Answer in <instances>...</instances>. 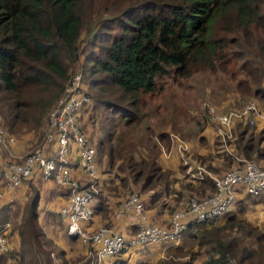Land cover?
Returning a JSON list of instances; mask_svg holds the SVG:
<instances>
[{
    "label": "trees",
    "instance_id": "16d2710c",
    "mask_svg": "<svg viewBox=\"0 0 264 264\" xmlns=\"http://www.w3.org/2000/svg\"><path fill=\"white\" fill-rule=\"evenodd\" d=\"M82 37L84 47L80 43ZM77 64L83 80L89 79L92 91L90 93L84 83L90 103L81 110L78 121L81 131L96 148L98 174H102L98 154L107 155L110 168L121 172L129 168L132 182L139 185L140 190L154 191L150 204L153 199L154 203L159 200L165 205L163 194H170L176 177L173 178L174 171L160 163L161 150L155 139L157 136L159 143L168 140L169 133L163 130L157 133L148 123L149 114L155 111L149 107L148 114L145 112L146 97L152 101L163 92L164 78H188L203 71L209 83L213 81L211 98L216 103L220 100L217 96H223L222 100H230V103L241 104L249 99L264 103V0H0V123L8 132L19 134L24 127L41 126L63 96L72 68ZM167 102L174 121L176 104L172 97ZM98 112L102 113V119L97 148L91 139L92 132L88 131V116L93 114L98 118ZM208 123L199 119L194 126L184 127L179 132H186L192 140L205 142ZM254 125L250 127L246 118L235 121L236 152L245 159L264 160V121ZM125 127L139 128L140 137L131 135L127 142L123 133ZM73 139L71 137L69 145V164L75 170L80 169L77 178L89 185L91 179L80 168ZM218 143L222 144L220 139ZM56 146L57 141L50 144L48 155L55 152ZM208 152L204 154L200 148L196 151L198 159L204 157L202 160L208 168L214 159L223 164L224 171L234 162V157L226 154L222 146L212 154L214 158ZM223 152L227 156L221 155ZM235 164H231V169L242 165L243 161ZM209 179L198 186L186 182L182 187L203 199L214 191V181ZM45 181L38 171L22 180V185L31 192L25 203L14 200L1 203V223L12 222L9 235L12 249L0 254V264H8L10 260L19 264H53L52 252L68 264V251L42 230L51 223L55 228L57 219H63L67 234L69 224L60 209L57 213L46 212V215L52 213L54 223L42 221L44 211L40 209L42 195L38 183ZM101 182L104 184V179ZM55 185L63 190L67 202L69 190ZM103 192L100 186L93 202L95 214L83 224L85 230L98 218L102 226L114 222V214L123 199L122 190ZM263 195L238 191L225 216L231 213L237 201L245 199L247 206L249 202L255 203V199H263ZM234 225L251 239L248 246L236 244L234 237L226 239L229 235L226 229ZM127 228L131 235L125 237L129 240L135 231L129 225ZM13 229L20 238L18 251H13ZM183 236L184 245L192 249L187 252L191 260L185 264H194L197 259L198 252L193 250L196 245L208 248L205 264H233L234 260L239 264H264V227H252L236 217L227 218L218 228L205 223L190 224L181 239ZM169 243L140 244L131 247L126 254L122 252L107 258L103 264H130V253ZM46 246L50 247L49 252L44 251ZM83 246L87 251L97 250L92 244ZM84 256L86 254L80 258Z\"/></svg>",
    "mask_w": 264,
    "mask_h": 264
},
{
    "label": "built area",
    "instance_id": "2783aa9c",
    "mask_svg": "<svg viewBox=\"0 0 264 264\" xmlns=\"http://www.w3.org/2000/svg\"><path fill=\"white\" fill-rule=\"evenodd\" d=\"M89 103L90 98L84 92L82 75L70 76L63 96L50 113V130L45 142L32 152L14 154L12 149L17 140L0 124V200L6 193L20 187L24 178H29L38 171L44 180H52L55 184L67 188L70 196L60 209L62 216L69 222L67 236L71 240L75 238L83 244H92L97 248L91 264H103L107 258L122 252L128 253L131 247L140 244L178 243L190 224H217L232 208L238 191L252 196L264 194V168L257 162L244 159L242 165L214 178V191L211 195L203 199L188 197L186 206L175 209L167 225L152 223L147 215L143 197L138 192H132L122 199L114 214V222L93 232L85 230L83 223L95 214L93 202L96 193L95 179L98 175L96 148L81 131L78 121L81 110ZM210 114L217 123V134L221 142L232 139L234 124L238 119L246 118L250 125H254L258 120L264 121V112L254 100L228 112H216L210 108ZM71 137L78 148L80 168L91 179L89 185L74 175L73 167L69 164ZM54 141H57L56 150L52 155H48L50 144ZM186 148L182 143L179 152ZM5 154L10 158H4ZM185 164L189 165L186 161ZM198 170V173L205 171L203 168ZM195 174L193 178L205 179L202 175ZM123 219H126L130 228L135 231L129 240L120 233L117 225ZM11 227L10 222L0 221V254L12 249L9 236Z\"/></svg>",
    "mask_w": 264,
    "mask_h": 264
},
{
    "label": "rangeland",
    "instance_id": "374dc122",
    "mask_svg": "<svg viewBox=\"0 0 264 264\" xmlns=\"http://www.w3.org/2000/svg\"><path fill=\"white\" fill-rule=\"evenodd\" d=\"M83 38L84 37H82L80 43L84 47L85 41L83 40ZM76 74L78 75L80 74L83 76L79 64L75 65L72 68L71 76H74ZM83 81L86 84L88 91L92 93V91L89 88V79L86 77L84 78ZM162 84L164 90L160 95H156L152 101H149L148 97H146L145 100L147 103L145 112L149 107H151L155 111V114L153 113L149 114L147 118L148 123H150L151 126L154 127L157 133L160 130L169 133V139L162 141L160 143L157 140V136H156L155 141H157L159 144V148L161 150L160 154L162 155L164 154V152L170 154V152L173 149L177 151V147L179 151V146L182 143L187 146L186 150H181V152L178 153L176 152L177 158H175L174 160L176 161L177 159H179L180 161L179 166L176 169L173 166L167 168L174 171V176L173 175L172 176L173 178L176 177V182L180 184V189L177 190L178 196H175L176 201H178V203L172 206L171 204H168L169 206L168 216H170L175 209L183 207L188 197H193V196L198 197L195 195V193L188 192L182 187L186 182H190L191 184L198 186L201 181L207 180L209 178L212 179V181H214L215 177H219L223 175L226 171L231 170V168L233 167L231 166V164H234V162H236L237 164L239 163V161L245 159L243 156L241 155L239 156L238 153L236 152L235 133L232 139H227L226 142H221L222 144L218 143L220 138L217 139L215 134V132H217L218 126L215 123H213L214 121L213 122L210 121L213 120L211 118L210 108L214 109L216 112H222L225 110L229 111L233 107L240 108L244 104H246V102L254 99H249L244 103L237 104L235 101L234 102L232 101V103H230V100L227 101L222 100L223 96L220 97L217 96L218 99H220L221 101L218 100V103H216L215 100L211 98L213 81H211L210 84L207 75L203 71H199L198 73L194 74L193 77H188V78L175 79V78L167 77L164 78ZM170 97L173 98V101L177 107L175 112L177 117H175L174 121L171 120V116L169 113V103L167 102L168 98ZM254 101H256L259 104V107L261 108L260 110L264 112V103L258 102L257 100ZM50 113L48 114L47 118L44 119L43 124L37 128H34L33 126H27L24 127L22 132L19 134H14L9 132L10 134L14 135L17 140L16 145L14 146L17 147V145L20 144L17 147V149H20L21 152L23 151L32 152L35 149H37L41 144H44L46 136L50 130L49 120H48ZM205 114L207 115V117H205ZM90 115L88 116V118L90 117V119H88V131L90 130L89 132H92L91 134L92 142L96 143L98 148L99 140H100L99 127H100V121L102 119V113L98 112L97 114L98 118H96V116L93 117V114L91 116ZM208 117L210 119H208ZM199 119L203 121L206 120L209 121L208 130L210 132L211 138L205 136L206 139L205 142L199 141L197 138L192 140L190 139L189 136L186 135V132L182 131L185 134H181L179 132L180 130H183L184 127L194 126ZM200 126H203L201 122H200ZM253 126L250 125V127ZM138 130L139 128L136 130H133L132 127L124 128L123 133L125 135L124 137L126 138L127 142L130 140L131 135L134 136L138 135V138L140 137L139 136L140 130L139 131ZM221 146L225 150L226 154L230 155V157H234L233 163L230 158L231 162L229 163V167L227 166V169L225 171H218L219 170L218 168L219 167L222 168L223 166V164L219 160L214 159V161L211 164V167L208 168L207 164L202 160V158L204 157L198 159V156L196 155L197 149L200 148L201 151L202 150L204 151V154H209L208 151H210V155L212 156V158H214L212 154H216L217 148L219 150V147ZM140 149L143 150V148ZM223 154L225 153L223 152L221 155ZM136 157L139 159L138 154H136ZM4 158H10V157H8V155L5 154ZM184 159L186 162L189 163V165L186 167L183 165L185 163ZM207 160H209V158ZM245 160L257 162L259 165L264 167V160H259V159H245ZM99 161H100L99 163L100 165H98V167L99 169L102 168V174L100 175L98 174L97 178L95 179V183H96L95 196L100 192V186L104 189L105 192L103 193L105 194H109L110 190H113L115 188H118L119 191L122 190L121 192L122 198H124V196L127 193L130 194L132 192H138L145 199L146 207H147V204L150 202V197L154 191H150V189H146V191L140 190L139 185H136L135 183L132 182V177H131L132 173L130 170H128L129 168L125 170L126 172H121L119 170H116L115 168L114 169L110 168L108 164L107 155H103L102 157H100L98 154V162ZM199 168H203L206 172L202 171V173H198ZM195 173H197L198 176L202 175V177H204L205 179L200 180L193 178V176L196 175ZM101 179H104V184L101 182ZM123 179H125V181ZM38 187L39 189H43L41 183H38ZM156 190L158 191V187L156 188ZM24 193L25 194L23 195L27 194L26 187ZM244 201L245 199L241 201H237L236 205H234L233 209L231 210V213L223 217L217 224L215 225L210 224V225L213 228L222 227L224 223H226L227 218L236 217L237 220L244 221L247 224H250L252 227H257L259 229H262L264 227V195H263V199H258V200L255 199L257 203L249 202L250 205L247 204L246 206L247 202ZM42 207L43 206H41V208ZM42 230L43 232L45 231L49 233V237L51 238L54 237L53 241L54 239H58L59 237H63V238L66 237V224L64 223L63 219L62 220L58 219L57 225L54 229L42 228ZM14 231L15 230L13 229V233H12L13 248H15L13 249V251H18L17 249L19 248L20 238L17 236V234H14ZM225 233L226 234L229 233V235L226 237L227 240H231L234 237L235 243L240 244L241 247H244L245 245L248 246L249 245L248 243L251 241L250 238L245 237L242 233H240L235 225L230 228L228 227ZM184 236L181 239V242L178 243L165 245L163 247L139 249L137 251H134L133 253H130L132 254L131 256H129L131 257L130 261L132 259L130 264H185L187 261L191 260L190 253L187 252L192 249L189 248L187 249V246L184 245L185 242ZM76 247L77 246H75V248ZM207 249H208L207 247L201 249L197 245L195 246V249L193 250L198 252V256L197 259L194 261V264H205V262L208 259V255H206ZM50 250L51 249L49 246L44 247L45 252H49ZM72 251L74 252L75 250L71 249V252ZM77 251H81V249L79 248V250ZM89 252L92 254L80 258L84 254L81 253L71 254L68 251V255H69L68 259L70 261V262L68 261V264H91L94 261L93 255L95 251L90 248ZM51 257L53 259V264H64V260L60 259V256L54 254V252L51 253ZM8 264H19V262L10 260ZM233 264H239V263L236 260H234Z\"/></svg>",
    "mask_w": 264,
    "mask_h": 264
},
{
    "label": "crops",
    "instance_id": "0c3cea01",
    "mask_svg": "<svg viewBox=\"0 0 264 264\" xmlns=\"http://www.w3.org/2000/svg\"><path fill=\"white\" fill-rule=\"evenodd\" d=\"M204 134L211 138V135H210L209 131H206ZM19 145H17V147ZM17 147L14 146L13 149H12L14 154H17V153L21 152V150L17 149ZM176 152L177 153L179 152L178 151V147H177V151L173 149L170 152V154H167V152H164V154L161 155V158H160L159 161L163 165L164 168H170V166H173L176 169L179 166V163H180L179 159H177L176 161L174 160L175 158H177V153ZM201 152L204 153L203 150ZM183 165L185 167L188 166L185 163ZM218 169L220 171H224L220 167ZM73 170H74V175L76 177L80 175V169L79 168L76 169V170L73 168ZM41 186H43V189H40L41 190V195H42L41 206H43V207L41 208V206H40V209H42L44 211L43 213H41L42 214L41 219H42V221L45 220V224H48L49 222H53L54 223V221H53L54 218H53V216H51L52 213H50V215H48V214L46 215V212L49 211V212L57 213L59 211V209H61L65 205L66 201H65V198H64V192H63V190L60 187H57L52 181L42 182ZM171 188H172V190H171L169 195L163 194V198L162 199H164L167 202V204L162 205V203H160L159 200L154 203L153 199H152V203L151 204H150V202L147 204V208H146L147 209L146 210L147 211V215H148V217H149V219H150V221L152 223L158 224V225H162V226L168 224L169 219H170V216H168L169 215V211H168V207L169 206H168V204H171V206H172V205H175L176 203H178L174 199V196H176L178 194L177 190L180 189V185H179L178 182H176L174 185H172ZM26 189H27V187H26ZM28 189H27V194L26 195H23V194H25L24 193L25 185H21L16 190H14V191H12L10 193H6L4 195V197H3V199H1L2 201L0 200V206H1V203L3 201L6 203V202H10V201L14 200V201H16L17 203H20V204L25 203V200L28 199L29 195H31V192H29ZM166 206H167V208H166ZM13 208H15L14 205H13ZM44 214L46 215V218H44ZM10 223H11V226H12V222H10ZM117 225L119 227V231L122 230L121 233L124 234V236L125 235L129 236V233L131 231L127 228V225H129V224H128L126 219H123L122 221L117 223ZM101 226H102V223L100 222V219L98 218V219H95L94 223L88 224L86 229H87V231H95ZM46 227H48V229H53L54 228L52 223L49 224V225H46ZM11 229H12V227H11ZM48 235H49V233H48ZM130 235H131V233H130ZM53 238L54 237H52V239ZM54 241H55V243L57 245H59L60 247L66 249V250H68L71 254H74V253L75 254H79V253L83 254L84 253V254H86V256H89V255L92 254L89 251L84 249V246L80 242V240H76V241L71 240V239L68 238L67 234H66L65 238L59 237L58 239H54ZM72 246H74V247H72ZM75 246H77V247L75 248ZM79 248L81 249V251H77V250H79ZM71 249H74L75 251L71 252Z\"/></svg>",
    "mask_w": 264,
    "mask_h": 264
},
{
    "label": "water",
    "instance_id": "95a60500",
    "mask_svg": "<svg viewBox=\"0 0 264 264\" xmlns=\"http://www.w3.org/2000/svg\"><path fill=\"white\" fill-rule=\"evenodd\" d=\"M73 240H76L75 238Z\"/></svg>",
    "mask_w": 264,
    "mask_h": 264
}]
</instances>
